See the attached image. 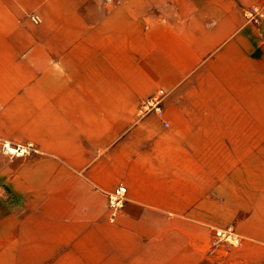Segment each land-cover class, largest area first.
<instances>
[{
    "label": "crops",
    "instance_id": "obj_1",
    "mask_svg": "<svg viewBox=\"0 0 264 264\" xmlns=\"http://www.w3.org/2000/svg\"><path fill=\"white\" fill-rule=\"evenodd\" d=\"M251 5L264 11L0 0V141L38 148L14 163L0 152V264H264V16L249 20ZM159 89L163 114L141 115ZM227 227L240 244L217 239Z\"/></svg>",
    "mask_w": 264,
    "mask_h": 264
},
{
    "label": "built area",
    "instance_id": "obj_2",
    "mask_svg": "<svg viewBox=\"0 0 264 264\" xmlns=\"http://www.w3.org/2000/svg\"><path fill=\"white\" fill-rule=\"evenodd\" d=\"M245 15L251 21L260 22L261 17L264 16V11L261 7L257 5H251L245 9ZM164 90L159 89L157 92L150 94L147 96L141 103L139 108V113L141 115H145L148 113L155 112L159 115L163 114V97ZM165 124H168V121H165ZM29 148H32L33 145L30 143L28 145ZM17 152L19 149L23 150L22 146H17ZM25 150L28 148L24 147ZM0 150L7 152L8 149L5 145V142L0 141ZM128 188L124 184L118 185L114 190L109 193V207L111 209V218L113 219L124 207L127 199H128ZM217 239L219 241H228L233 244L241 243V236L232 228H218L216 229Z\"/></svg>",
    "mask_w": 264,
    "mask_h": 264
},
{
    "label": "rangeland",
    "instance_id": "obj_3",
    "mask_svg": "<svg viewBox=\"0 0 264 264\" xmlns=\"http://www.w3.org/2000/svg\"><path fill=\"white\" fill-rule=\"evenodd\" d=\"M1 142H5V141H2L1 140ZM7 143V142H6ZM5 143V144H6ZM30 143H32V145H33V147L32 148H29L28 147V145H30ZM11 144V143H10ZM13 145H15L14 147L15 148H17V146H22V147H26V148H28L27 150H25L24 151V153L23 154H17V153H12V152H4V153H6L5 155H6V157H8L9 159H10V162L11 163H14L15 162V159H13V158H15V157H18V156H27V155H30V153L31 152H34V151H37L38 150V148H37V146L33 143V142H28V143H22V144H14V143H12ZM11 144V145H12ZM12 145V146H13ZM0 152H3L2 150H0ZM0 193H1V197L3 198V199H5V200H10L11 199V194L9 193V191L6 189V190H2V191H0ZM0 209H1V205H0ZM3 255H1L0 254V259H1V257H2Z\"/></svg>",
    "mask_w": 264,
    "mask_h": 264
},
{
    "label": "bare ground",
    "instance_id": "obj_4",
    "mask_svg": "<svg viewBox=\"0 0 264 264\" xmlns=\"http://www.w3.org/2000/svg\"><path fill=\"white\" fill-rule=\"evenodd\" d=\"M6 145V147H7V149H8V152H12V153H17L18 155L19 154H23L24 153V151H25V149H24V147H23V150H21V149H19V151L17 152V148H15L14 146H12L10 143H6L5 144Z\"/></svg>",
    "mask_w": 264,
    "mask_h": 264
}]
</instances>
